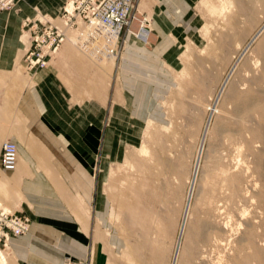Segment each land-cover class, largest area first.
Segmentation results:
<instances>
[{
	"label": "rangeland",
	"instance_id": "obj_1",
	"mask_svg": "<svg viewBox=\"0 0 264 264\" xmlns=\"http://www.w3.org/2000/svg\"><path fill=\"white\" fill-rule=\"evenodd\" d=\"M34 1L5 6L0 0V13H20L21 5ZM222 1L137 0V20H148L146 31L116 36L78 22L52 59L66 48L72 51L56 73L74 106L95 101L103 82L106 87L102 130L99 126L92 148V198L83 196L77 203L82 213L73 225L96 241L100 210L106 229L126 242L127 261L130 252L137 254L138 264H154L156 254L167 253L168 264H174L186 214L176 264H264V0ZM36 11L61 23L51 6ZM167 11L181 21L175 28L185 27L183 38L150 41V33L160 31L154 15L160 19ZM26 38L22 32L25 50ZM167 53L177 65L163 59ZM134 85L137 98L130 101ZM95 121L89 110L90 133L97 129ZM2 172L0 208L15 211L3 202L11 205L8 200L19 197L16 181L8 176L13 173ZM224 222L230 245L213 250V235L225 233L212 228H223ZM240 237L246 239L241 248Z\"/></svg>",
	"mask_w": 264,
	"mask_h": 264
},
{
	"label": "crops",
	"instance_id": "obj_2",
	"mask_svg": "<svg viewBox=\"0 0 264 264\" xmlns=\"http://www.w3.org/2000/svg\"><path fill=\"white\" fill-rule=\"evenodd\" d=\"M64 3L65 0H35L31 5H21L20 13H0V156L7 141L15 142L19 151L15 173L6 172L13 173L8 176L15 179L19 197L8 200L11 205L3 204L31 219L28 235L12 238L8 249L0 247L7 260L3 264H63L67 256L89 264H138L137 254L130 252L129 261L123 258L126 242L106 229L100 210L96 241H88L85 233L73 225V218L82 213L77 203L85 199L83 196L92 198L96 153L92 148L97 147L99 126L104 119V82L95 101L86 100L74 106L72 93L69 98L68 89L60 84L56 73L71 57V50L60 51L57 61L52 60L39 71L28 69L23 62L26 41L22 43L20 37L24 19L35 20L39 15L36 10L45 12L50 6L58 12L51 15H60ZM165 14L160 19L154 15L153 23L160 25V31L150 33V41L172 43V37L183 38L185 27L175 28L181 21L169 18L168 11ZM144 26L141 33L146 31ZM132 29L138 32L139 26L135 24ZM163 59L177 65L172 53ZM129 87V99L136 101V86ZM89 110L100 124L91 133ZM1 170L0 166V176ZM162 254L155 255L154 264H168V254Z\"/></svg>",
	"mask_w": 264,
	"mask_h": 264
},
{
	"label": "built area",
	"instance_id": "obj_3",
	"mask_svg": "<svg viewBox=\"0 0 264 264\" xmlns=\"http://www.w3.org/2000/svg\"><path fill=\"white\" fill-rule=\"evenodd\" d=\"M5 6L14 0H5ZM137 0H65L59 16L67 29L78 26V22L91 25H105L119 36L127 32L131 24L137 20L135 6ZM71 7V10L68 8ZM138 21V20H137ZM140 22V21H138ZM143 23V21H141ZM31 32L32 48L25 53L24 61L30 70L44 69L48 59L66 40L63 29L52 23H43L40 19L25 22ZM18 165V147L12 141L2 146L0 166L4 172H14ZM30 217L0 208V247L9 248L10 240L25 235L30 231ZM65 264H89L75 259Z\"/></svg>",
	"mask_w": 264,
	"mask_h": 264
},
{
	"label": "bare ground",
	"instance_id": "obj_4",
	"mask_svg": "<svg viewBox=\"0 0 264 264\" xmlns=\"http://www.w3.org/2000/svg\"><path fill=\"white\" fill-rule=\"evenodd\" d=\"M222 1V0H221ZM223 2V1H222ZM224 6V5H223ZM70 10H71V7H68ZM63 9V8H62ZM136 15H137V13H135ZM60 16V15H59ZM141 16V15H140ZM37 19H40L43 23H52L53 25H55V26H58V27H60L61 29H63L64 31H65V33H66V40H65V42L68 40V30L69 29H67V28H65V26H64V22L61 20V19H59L60 21H61V23H59V24H56V23H54L51 19H47V18H40V17H38ZM32 20V19H31ZM36 20V19H35ZM27 21V20H26ZM26 21H24V23H23V33H25L26 34V36H27V47H26V50H25V53L27 52V51H29L31 48H32V40H31V34H32V32L27 28V27H25V22ZM145 23H148V20L146 19V22ZM145 23H142V22H139L138 23V21L136 20V21H134L132 24H131V26L129 27V29L127 30V32L129 33V34H132V36H138L139 34H140V32H141V30L143 29H140L138 32H137V34L135 33V32H131L130 30L132 29V27H133V25H135V24H139L138 26L139 27H143L144 25L143 24H145ZM92 26H98L99 28H106L108 31H110V33H112V34H114V35H116V36H119V34H118V32L117 31H114V30H112L111 28H109L108 26H105V25H96V24H93ZM261 33V32H260ZM259 34H257L254 38H253V40L255 39V38H257V36H258ZM65 42L63 43V45L65 44ZM62 45V46H63ZM61 46V47H62ZM61 47L56 51V53L53 55V57H51V58H49L48 59V62H47V66L45 67V68H47L48 66H49V64H50V62L52 61V59L55 57V55L57 54V52L61 49ZM238 47V46H237ZM24 57H25V55H24ZM23 62L25 63V61H24V59H23ZM25 65H26V63H25ZM26 67H27V65H26ZM28 68V67H27ZM44 68V69H45ZM29 69V68H28ZM39 70H41V69H37V70H34V71H39ZM33 71V70H32ZM212 110L210 109L209 110V112H211ZM8 142V141H7ZM15 143V142H14ZM17 145V144H16ZM18 147V146H17ZM145 148V147H144ZM143 148V149H144ZM145 150L147 151V149L145 148ZM143 152H145V151H143ZM143 154V153H142ZM147 154V153H146ZM221 155H219V157H220ZM1 157V156H0ZM18 157H19V151H18ZM237 162V161H236ZM237 165V164H236ZM246 165V164H245ZM18 166V165H17ZM17 169V168H16ZM249 169H250V167H249ZM249 171V170H248ZM196 172V171H195ZM249 173V172H248ZM193 175H194V172H193ZM195 179H196V176L194 177ZM193 179V178H192ZM232 182H234V180H232ZM231 184V186H233V185H235L236 187L234 188V190H233V193H234V191H236L237 190V184H236V182H234V183H230ZM194 185V184H193ZM228 193V192H227ZM229 200L231 201L232 199H231V197L229 198ZM234 201V200H233ZM220 204H222V203H220ZM244 206V205H243ZM220 207H222L221 205L219 206V208H218V213L219 214H222V211L224 210H222V208H220ZM10 211V210H9ZM245 211V210H244ZM11 212H15V211H11ZM243 215V214H242ZM246 215H247V213H246ZM226 216V215H225ZM230 216V215H229ZM231 218H232V216H230ZM244 217V216H243ZM240 219H242V216H241V218ZM231 221V220H230ZM226 222V221H225ZM224 222V223H225ZM205 223V222H204ZM228 223V222H227ZM227 223H225V226L222 228V227H215V226H213V228L212 229H214V230H217L219 233H221V234H223V233H225V235L224 236H217L216 234H214L213 235V238L210 240V244L212 245V247H213V250L215 249V250H217V249H219V248H221V247H223V246H227V247H229L228 245H230V236H228V234L224 231V229L226 230V224ZM238 223V222H237ZM244 223H246V222H244ZM186 225H187V215L186 214H184L183 215V217H182V220H181V223H180V226H179V230H178V236H177V240H176V247H175V251H174V255H173V263L174 264H176V262L178 261V258H179V254H180V251H181V243H182V238H183V235L185 234V232H186ZM228 225H229V223H228ZM242 225V224H241ZM240 225V226H241ZM206 226V228L205 229H208L207 227L209 226V225H205ZM222 226V225H221ZM228 227V226H227ZM232 227V226H231ZM31 228V227H30ZM204 229V230H205ZM203 230V231H204ZM230 230H233V228L232 229H230ZM30 233V231L28 232V233H26L25 235H28ZM231 234V233H230ZM25 235H21V236H17V237H22V236H25ZM233 236V235H232ZM236 236V235H235ZM235 236H233V238H235ZM17 237H14V238H17ZM253 237H254V234L253 233H251V234H249V236H248V239L249 240H251V239H253ZM240 238H242L241 240H238L236 243L239 245V248H241L242 246H243V244L246 242V239H245V237H240ZM237 248V247H236ZM205 249V248H204ZM227 249V248H226ZM231 250V249H230ZM206 251V250H205ZM223 251V250H222ZM4 251H0V262L3 264V263H5L7 260H6V258H5V254L3 253ZM244 253H247V252H245L244 251ZM223 254V253H222ZM221 254V255H222ZM243 254V253H242ZM206 256V255H205ZM206 259V258H205ZM72 259H70V260H67L65 263H67L68 261H71ZM221 260V259H220ZM214 261V260H213ZM218 261V260H217ZM220 262V261H219ZM217 263V262H216ZM222 263V262H221ZM231 263V262H230Z\"/></svg>",
	"mask_w": 264,
	"mask_h": 264
}]
</instances>
